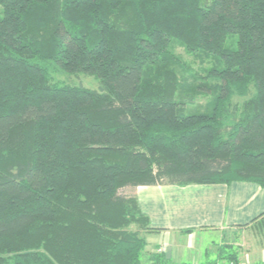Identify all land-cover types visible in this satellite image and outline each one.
<instances>
[{
    "label": "trees",
    "instance_id": "trees-1",
    "mask_svg": "<svg viewBox=\"0 0 264 264\" xmlns=\"http://www.w3.org/2000/svg\"><path fill=\"white\" fill-rule=\"evenodd\" d=\"M0 8V264H144L155 229L136 186L264 185V0ZM172 41L215 59L193 87L206 109L176 98ZM47 65L99 86L52 82ZM226 250L204 264H240Z\"/></svg>",
    "mask_w": 264,
    "mask_h": 264
},
{
    "label": "crops",
    "instance_id": "crops-1",
    "mask_svg": "<svg viewBox=\"0 0 264 264\" xmlns=\"http://www.w3.org/2000/svg\"><path fill=\"white\" fill-rule=\"evenodd\" d=\"M132 194L148 217L149 227L155 229L142 233L145 246L150 248L148 253L160 254L171 264H204L208 243L214 234L220 235L225 230L230 234L224 247L236 249L234 244H239L240 233L256 225L254 220L264 213V185L251 181L136 186ZM196 249L198 256L182 261L185 251ZM148 253L144 264L149 262ZM249 258L250 264L261 263L264 251L251 253Z\"/></svg>",
    "mask_w": 264,
    "mask_h": 264
},
{
    "label": "rangeland",
    "instance_id": "rangeland-1",
    "mask_svg": "<svg viewBox=\"0 0 264 264\" xmlns=\"http://www.w3.org/2000/svg\"><path fill=\"white\" fill-rule=\"evenodd\" d=\"M169 50L172 52L174 58L170 59L165 68L170 69V73L171 71L174 72L169 74L171 78L173 77L172 80H175L177 83L176 98L179 99L178 97H185V100L190 101L192 104H188L190 105L187 107L188 110L195 108L206 109L211 94L206 92H195L193 87L202 82H214L207 77V69L214 65L215 59L211 55H206L202 52L188 53L184 49V46L177 41L170 42ZM47 72L49 79L52 82H57L59 84L82 85L89 89H97L99 86V80L91 75L83 73H67L53 65H47ZM187 94H192L191 96L193 97L189 98L186 96ZM240 100L241 99L238 97H233L234 102ZM247 230V232L240 233L237 241L239 244L235 243L234 245L236 249H233L237 252L238 258L243 264L251 263L249 258L251 253L258 254L264 251V220H260V222L257 221L256 225ZM219 234L220 235L214 234L212 242L208 243L206 249L207 254L206 256L203 255L202 259L203 263H205V260L207 259L218 257L219 253L222 254V249L226 250L224 243H226V239L230 232L225 230L224 233ZM204 246L205 245H202V249ZM148 251H150L149 246H145V255H143L144 263ZM227 251H229V249L226 250V252ZM197 252L198 249L185 251L182 261H191L194 255H199L196 254ZM148 254H150V252Z\"/></svg>",
    "mask_w": 264,
    "mask_h": 264
}]
</instances>
